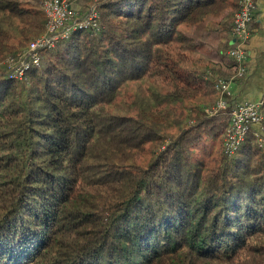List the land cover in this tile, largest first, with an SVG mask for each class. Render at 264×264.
I'll return each mask as SVG.
<instances>
[{"label": "trees", "instance_id": "1", "mask_svg": "<svg viewBox=\"0 0 264 264\" xmlns=\"http://www.w3.org/2000/svg\"><path fill=\"white\" fill-rule=\"evenodd\" d=\"M42 1L0 0V264H264V104L233 157L213 110L239 0H101L16 80Z\"/></svg>", "mask_w": 264, "mask_h": 264}, {"label": "built area", "instance_id": "2", "mask_svg": "<svg viewBox=\"0 0 264 264\" xmlns=\"http://www.w3.org/2000/svg\"><path fill=\"white\" fill-rule=\"evenodd\" d=\"M81 0H44L42 11L46 18V31L31 41L28 48L19 51L15 57H9L6 63L13 69L12 78L23 80L26 71L31 63L34 66L40 64V52L47 48L54 47L59 40L67 38L71 30L75 28L97 27L99 15L96 4L97 0L84 17H79L78 11L73 7L75 2ZM258 0H239V9L234 16L233 37L235 46L229 51L238 64V71L230 79H220L216 82V90L219 94L214 112L225 110L228 106L226 98L232 96L231 83L234 79L243 77L246 73V44L251 38L250 26L254 21V14L257 9ZM71 23V24H70ZM264 100L254 103L237 104L231 114V124L226 129L223 137V149L228 157H233L239 147L252 132L259 137L262 143L260 133L263 130V115L261 108ZM258 126V129H254Z\"/></svg>", "mask_w": 264, "mask_h": 264}, {"label": "crops", "instance_id": "3", "mask_svg": "<svg viewBox=\"0 0 264 264\" xmlns=\"http://www.w3.org/2000/svg\"><path fill=\"white\" fill-rule=\"evenodd\" d=\"M251 38L245 46L246 70L242 81L231 83L235 104L254 103L264 100V0L257 1V9L251 26ZM254 126V129H258Z\"/></svg>", "mask_w": 264, "mask_h": 264}, {"label": "rangeland", "instance_id": "4", "mask_svg": "<svg viewBox=\"0 0 264 264\" xmlns=\"http://www.w3.org/2000/svg\"><path fill=\"white\" fill-rule=\"evenodd\" d=\"M44 1V0H43ZM43 1H42V4L41 5H43ZM95 3H97V0H81V1H78V2H75L74 4H73V7L78 11L77 13H78V15H80L81 14V8H83V5H84V7H86V6H89V8L88 9H90ZM87 11H89V10H87ZM28 45H29V43H28ZM28 47V46H27ZM20 51V49L19 50H17V53ZM113 111L115 112V113H119V114H124L125 113V107L123 106V105H117V106H114L113 108Z\"/></svg>", "mask_w": 264, "mask_h": 264}]
</instances>
